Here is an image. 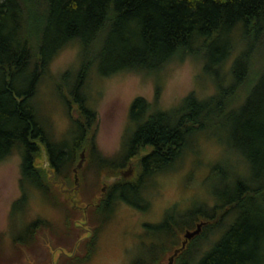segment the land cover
Here are the masks:
<instances>
[{"label": "trees", "instance_id": "16d2710c", "mask_svg": "<svg viewBox=\"0 0 264 264\" xmlns=\"http://www.w3.org/2000/svg\"><path fill=\"white\" fill-rule=\"evenodd\" d=\"M70 43L79 46L81 60L70 91L79 117L72 113L66 136L55 140L35 96L51 60ZM187 58L201 62L213 92L200 98L190 91L165 111L156 105V83L154 102L140 96L131 101L120 150L113 157L102 155L94 139L95 109L79 95L89 68L99 77L131 72L155 81L168 64ZM214 127L218 137L237 149L247 175L242 169L214 165L208 179H221L222 187L209 195L213 204L196 200L182 212L172 207L161 222L145 226L146 234L156 230L165 233L162 239L181 237L204 221L173 264H189L188 253L197 251L194 242L217 232L196 264H264L263 208H253L264 205V0H0V161L13 153L20 157V194L9 212L11 230L49 232L51 223L42 218L18 225V215L37 194L54 206L67 205L76 213L74 219H86L89 226V212L109 216L114 197L135 206L147 179L170 166L192 135L203 133L215 140L209 131ZM82 150L107 178L119 176L130 158L137 160L131 178L114 181L103 195L100 188L98 196L94 190L84 191V170L78 169L79 207L73 209L60 183L74 185L73 168ZM66 220L73 231L71 217ZM161 258L138 255L132 264H160Z\"/></svg>", "mask_w": 264, "mask_h": 264}, {"label": "rangeland", "instance_id": "374dc122", "mask_svg": "<svg viewBox=\"0 0 264 264\" xmlns=\"http://www.w3.org/2000/svg\"><path fill=\"white\" fill-rule=\"evenodd\" d=\"M80 62L77 43L66 45L51 60L49 72L42 77L37 87L35 103L40 116L47 120V129L53 134L55 140L63 139L72 123V113L75 118L79 117L77 109L73 104H70L72 102L70 91L74 87L76 71H78ZM154 79L156 82L151 78L131 72H119L99 77L92 67L89 68L82 80L79 95L82 96L81 98L88 107L91 106L95 109L97 125L94 139L97 149L102 155L113 157L117 154L121 147L122 136L128 126V109L131 101L140 96L149 102H154L156 83L159 85L156 105L165 111L177 106L190 91H194L200 98L213 92L212 84H209L203 75L201 62L195 58H187L182 62H171ZM209 131L212 135L214 134L215 140L208 138L203 133L192 135L180 155L170 166L161 172L152 174L147 179L142 192L137 195L138 207L137 204L133 206L125 199L114 197L111 200V212L107 211L109 216H103V213L92 210L89 212L91 223L102 222V225L101 229L96 231L99 232V236L96 237L97 240L94 244L98 245L91 258L83 264H132L136 259L135 256L143 253V248L148 249L146 245L152 237L151 234H145L142 231V229H146L142 223H152L153 225L161 222L165 213L172 207H177L180 212L186 211L194 203H197L196 200L204 201L206 199L209 205H212L213 200H210L209 195L214 194L215 190L222 187L221 179L213 181L208 179L210 169L214 165L220 164L223 167L242 169L241 172L247 175L245 166L239 164L240 156L237 149L228 142L227 138L218 137L220 131L216 127ZM136 160L137 157L130 158L129 162L132 164L128 166V163L120 169V171L126 172L124 178L128 179L134 175ZM92 162L93 160L89 162L85 158L81 167L84 170L82 173L84 191L93 193L92 190H94L98 196L103 178L107 177L100 175L98 169L94 167L95 163L93 162L92 165ZM19 176L20 157L18 154L13 153L0 161V264H41L39 262L43 256L41 252L48 254L49 264H55L57 255H72L79 251L82 241L88 237L86 229L89 230L92 227L83 223L82 219L78 224L83 226V232L80 227L72 228L73 233H82V241H79L75 246L67 248L60 242H58L60 246H55L57 244L55 241H49L51 246L44 245L40 251L41 256L38 254L36 257L34 250H38V248H30L28 249L29 253L23 255L15 248L10 239L12 230L10 229L9 212L12 202L20 194ZM132 196L134 195H131V198L135 199ZM71 198L70 196V201ZM67 199L68 196H64V200ZM74 200L76 203V196ZM202 205L207 207L204 203ZM253 208H263L261 216L264 220V205H255ZM25 210L23 214L18 215L19 226L31 219L42 218L51 223L49 232H46L58 235L71 232L66 224L68 216L72 219L76 218V213L70 212L67 205L54 206L39 194L31 197ZM249 219L252 222L256 221L254 215ZM155 234L153 237L157 239H162L165 235V233L157 231ZM217 235L218 232L208 237L205 235L194 242L197 251L188 253L192 254L189 264H196V259L218 237ZM172 236L171 234L167 235L162 239V242L161 240L156 242L157 254L162 257L160 264L167 263L168 257L172 254L171 251L178 247L184 238L183 233L181 237ZM61 238L65 237L61 236ZM175 242L177 244L173 248L172 244ZM83 243L85 242L83 241ZM250 264L256 263L253 260Z\"/></svg>", "mask_w": 264, "mask_h": 264}, {"label": "flooded vegetation", "instance_id": "af4514ba", "mask_svg": "<svg viewBox=\"0 0 264 264\" xmlns=\"http://www.w3.org/2000/svg\"><path fill=\"white\" fill-rule=\"evenodd\" d=\"M131 164H132V162H129L128 166L131 165ZM71 188L72 187H64V186L62 188L60 187V189L63 191V193H65L68 196L70 195L72 197L73 193H69L67 191L68 189H71ZM72 221H73V223L70 226L73 225L72 226L73 229L77 228V226L79 225L78 224L79 223L78 220L77 219H72ZM159 222H157L156 224H158ZM156 224H153V225H156ZM101 225L102 224H99V222L95 223V224L92 223V227L90 226L91 228L89 227L90 228L89 230L86 229L88 231V234H87L88 237L85 240H83L85 243H83V241L81 240V234L78 236L77 233H73L72 231L71 232L69 231L68 233H65L64 235H58V234H55V233H53V234L52 233H47L45 228L39 229V230H41L39 233H35V234L32 233L31 235L27 234V233H23V232H16L13 229L12 232L10 233V239L14 243L15 248L18 249L19 251H21V255H23L25 253H29L28 249H30V248H32V249L38 248L39 251L37 249L34 250L35 251V257L38 254L40 255V251H42L41 248L42 247L44 248V245L51 246L50 245L51 243L49 241H55L57 243V244H55V246H60L58 244V242H60L61 244H63L67 248L75 246L76 244H78L79 241H82L83 244L81 243L79 251H77L76 253H74L72 255H70V254H59V255H57L56 260H55V264H80V263L83 264V263H85L86 261H88L91 258V256L93 255V251H95L96 246L98 245V244L95 245L94 243L97 240L96 237L99 236L98 235L99 232L95 233L93 231L94 230L95 231L100 230L101 229ZM142 225L145 228L147 223H142ZM142 231L146 234V229H142ZM153 234H155V232H151V235H153ZM61 236H64L65 238L62 239ZM155 236H156V234H155ZM183 237H184V232H183ZM157 240L158 239H156L154 237H152V239L150 238V242L148 243V245H146V247H148V249H144L143 248L142 251H143L144 254L142 253L140 255L143 256V255L148 254V253L151 256L157 255L158 250H156V247H155ZM190 240L191 239H189L187 241V243ZM180 245H181V243H180ZM172 246H173V244H172ZM178 247H176V248H178ZM176 248H174V249H176ZM41 255H43V256L39 260V262L41 264H49L50 263V259H49L48 254H46V253L42 254V252H41ZM17 256H15V258H17ZM31 257L33 258L32 255H31ZM135 257L137 258V255ZM9 262H11V261H9Z\"/></svg>", "mask_w": 264, "mask_h": 264}, {"label": "water", "instance_id": "95a60500", "mask_svg": "<svg viewBox=\"0 0 264 264\" xmlns=\"http://www.w3.org/2000/svg\"><path fill=\"white\" fill-rule=\"evenodd\" d=\"M84 159H85V153H84V150H82L80 152V158H79L78 162L76 163V166L73 168L74 186L71 189H68L67 190L69 193H73L72 198H71V206H72L73 209H76V208L79 207L75 203L74 197L77 195V192H78V189H79V186H80V182H79V179H78V176H77V170L82 167L83 162H84ZM48 171H49V177L52 178L53 175H54V173L51 170H48ZM125 175H126V172L120 171L119 176H112V177H109V178H105L104 177L103 178V183H102L100 195H103V193L106 191L107 186H110L114 181L119 180L122 177H125ZM56 182H60V181L57 180ZM60 184H61V188H62L64 186V181H61ZM82 209L85 212L86 211V206L85 207H82ZM83 223H86V219L83 220ZM204 223H205L204 221H200V222H198L196 224V227L194 229H191V230H188L187 229V230H185V232H184V238H183V240L181 242V245L178 248L174 249V251L172 252V254L168 257V261H167L166 264H173V260H174V257L176 256V254L181 249H183L185 247L186 242L189 239H191L193 236L197 235L200 232L201 227H202V225Z\"/></svg>", "mask_w": 264, "mask_h": 264}]
</instances>
